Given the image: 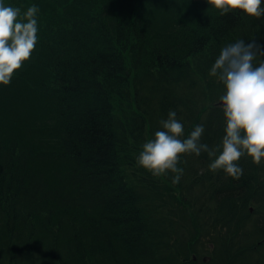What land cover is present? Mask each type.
<instances>
[{
  "label": "trees",
  "instance_id": "obj_1",
  "mask_svg": "<svg viewBox=\"0 0 264 264\" xmlns=\"http://www.w3.org/2000/svg\"><path fill=\"white\" fill-rule=\"evenodd\" d=\"M3 2L39 12L30 60L0 85V264H264V163L242 157L236 180L184 155L173 184L136 162L170 110L185 137L203 124L201 142L221 143L209 70L237 40L264 50V17L206 0Z\"/></svg>",
  "mask_w": 264,
  "mask_h": 264
},
{
  "label": "clouds",
  "instance_id": "obj_2",
  "mask_svg": "<svg viewBox=\"0 0 264 264\" xmlns=\"http://www.w3.org/2000/svg\"><path fill=\"white\" fill-rule=\"evenodd\" d=\"M220 14L245 13L248 18L264 17L262 0H206ZM37 5L26 11L5 5L0 0V85H9L14 74L30 60L37 45ZM244 17H241L243 19ZM264 50L255 41L243 39L223 46L209 70V77L224 86L218 97V106L226 117L224 136L219 145L210 147L202 143L203 124L196 125L185 137L184 125L177 112L170 110L168 118L161 120L163 130L146 140L137 157V165L154 177L171 175V182L178 184L184 169L179 165L182 156L199 157L207 153L208 170L224 173L236 180L243 175L239 166L242 157L252 163H264Z\"/></svg>",
  "mask_w": 264,
  "mask_h": 264
},
{
  "label": "rangeland",
  "instance_id": "obj_3",
  "mask_svg": "<svg viewBox=\"0 0 264 264\" xmlns=\"http://www.w3.org/2000/svg\"><path fill=\"white\" fill-rule=\"evenodd\" d=\"M222 232H224V230L222 231ZM211 234V233H210ZM212 238H210V236H209V233L208 232H205V231H203L202 232V239H201V245H202V247H198V250L201 248L203 251H202V253H205V252H209V248H212V246H213V239L211 240ZM200 253V252H199ZM201 254V253H200ZM201 255H207L208 256V253H205V254H201Z\"/></svg>",
  "mask_w": 264,
  "mask_h": 264
},
{
  "label": "flooded vegetation",
  "instance_id": "obj_4",
  "mask_svg": "<svg viewBox=\"0 0 264 264\" xmlns=\"http://www.w3.org/2000/svg\"><path fill=\"white\" fill-rule=\"evenodd\" d=\"M196 260H198V257L196 258ZM202 260L203 261H206L207 260V257H203Z\"/></svg>",
  "mask_w": 264,
  "mask_h": 264
}]
</instances>
